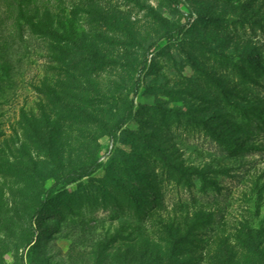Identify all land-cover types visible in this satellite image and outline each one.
Here are the masks:
<instances>
[{
  "label": "rangeland",
  "instance_id": "obj_1",
  "mask_svg": "<svg viewBox=\"0 0 264 264\" xmlns=\"http://www.w3.org/2000/svg\"><path fill=\"white\" fill-rule=\"evenodd\" d=\"M175 1L0 0V264H264V0Z\"/></svg>",
  "mask_w": 264,
  "mask_h": 264
},
{
  "label": "trees",
  "instance_id": "obj_2",
  "mask_svg": "<svg viewBox=\"0 0 264 264\" xmlns=\"http://www.w3.org/2000/svg\"><path fill=\"white\" fill-rule=\"evenodd\" d=\"M169 1L173 4L176 3L175 0H169ZM167 34L169 35L170 33H167ZM145 64H146V57L143 59V61L141 63V68H144ZM132 108H133V104L131 101L126 105L123 115L115 122L114 127H113V133L118 131L120 129V127L122 126V124H124L130 118V116L132 114ZM212 136L214 137L215 140L222 143L223 146L227 150L232 151V150H235L236 148H238L234 143H232L229 140L219 136L218 134L212 133ZM92 171H93V166L86 167L79 172H73V173L68 174L65 177H61L60 179H58L56 181V184L61 183L62 185H65L67 183L73 182L75 180L81 179V178L89 175ZM52 190H53V187H51L48 192H52Z\"/></svg>",
  "mask_w": 264,
  "mask_h": 264
}]
</instances>
